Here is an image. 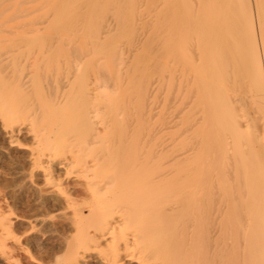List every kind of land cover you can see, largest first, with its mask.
<instances>
[{
    "label": "rangeland",
    "instance_id": "rangeland-1",
    "mask_svg": "<svg viewBox=\"0 0 264 264\" xmlns=\"http://www.w3.org/2000/svg\"><path fill=\"white\" fill-rule=\"evenodd\" d=\"M215 2V0H15V2L14 0H0V12L4 10L8 11L0 18V54L7 52L10 55L9 58H7L8 61L6 60L4 62L9 63L8 72L9 75L11 74L9 77L11 82L10 89H12L11 94H13L12 108L17 105L15 106L16 111L13 108L14 112L11 113L10 119L14 117L19 118L20 116L19 119L17 118L19 120L18 125L16 124L13 126L16 138L21 141L25 148L32 151V136L24 135V133L32 122H34L33 124L38 128V126H41L45 119L48 118L50 125L59 121L62 122V132L59 130L55 134L57 137L56 142L59 144H69V142L73 141L74 137H77L80 133L85 131H83L85 127L82 120L86 114L84 104L88 102V106L97 114V121L100 124L98 127L100 128L101 135H99V137L101 140L97 136L96 138L98 139L93 138V142L92 140L89 142L92 147L91 145L88 147L87 144L84 146L87 147L88 150L86 148L82 151L81 158L75 162L74 168L77 174L83 172L85 175L91 176V181L93 180V182L96 181L101 183L102 177H100V175L103 172H98L93 168V159H95L94 154H96L97 151L101 149L104 151L106 150L105 153H108V165L105 174H107L106 176L109 180L111 179L113 186H111L108 193L105 194L104 206L110 211L114 208H121L120 210L123 208V210L128 209L134 212L132 214L130 212V214L125 215V217L117 216L115 221L112 219L114 221L112 227L114 228H112L110 232L112 235L117 236L123 235L125 232L141 234L147 229L151 234V239L149 242L147 241V244L141 243L136 250H134L138 263L141 259L140 261L144 264H153L154 262V264H197V260L200 256V231L197 229V223L198 216L201 214V210L207 202L206 194L211 192L210 202L213 203L217 198L220 206L228 210L232 205L236 207L238 205L240 206L242 199L239 198V191L248 189V186L250 188L255 185L261 186L263 181L264 107L261 105L262 98L260 97L262 84L259 75L255 71L253 72L257 66L252 45V37L255 32H253L252 27H249L247 23H243L246 27L243 24L241 26L236 24L235 26L233 25L234 20L232 21L234 12H237L238 19H240L242 15H245L240 6L244 2L248 4V0H229L230 7L233 4L231 7V12L233 13L231 16L232 23L229 25L230 31L226 34L228 42L225 41V52H223L221 47L223 43L221 34L208 27L210 19L218 13ZM237 8L238 11H236ZM53 14L55 15L53 16ZM262 21L264 24V16ZM174 25H177L180 29L179 41L176 44V57L172 54V42L169 32ZM41 26H43L44 29ZM36 28L40 31L38 29L36 31ZM225 29L226 28H224L223 31H225ZM185 32L189 33V37L184 35ZM194 34L201 43L209 39L213 40V42H218L217 47H214L216 52L215 55L217 57L224 56L226 60L227 69L225 71L226 76H224L226 79L225 81H220L222 74H220L217 65H212L207 70L201 69L197 71L195 66L190 64L186 56L183 55L187 47L193 44ZM45 38L48 39L46 40ZM43 39H45V43ZM53 39L56 43H54ZM17 41L19 42L17 43ZM33 44L36 48L32 46ZM228 45L229 47H226ZM74 48H76L80 55L78 66L74 65L72 60L70 61V54ZM67 57L69 58L68 65L64 63V61L67 62ZM4 62H2L1 65ZM20 63H23L22 66L18 69H14V67L19 66ZM44 66L48 67H46L47 72L43 70ZM249 66L251 69L250 73L245 70V68ZM100 68L104 71L102 79L105 80V78H107L106 82H99L100 80H97L93 81V83V74L99 71ZM28 70L29 73L27 72ZM182 71H189L188 73H190L194 79L196 77L198 81L206 76L213 81L214 86H212L210 90L217 95L220 94L223 101V105L219 108L222 110V112L220 111L221 118L214 116V122L209 121L212 116L209 106H205L203 107L204 111L200 115V117L204 119V122L197 123V121H195L193 110L198 107L196 104L192 107L193 97L191 93L195 91L196 83L191 84V82H188L187 84L190 86H187L185 82L182 81V77L179 80L178 78ZM44 72L46 73L44 74ZM48 72L50 74H48ZM30 73L31 75H29ZM91 83L92 85L90 86ZM53 86L56 87L52 89ZM86 86H88L87 89L90 87V90H88L89 94L93 91V93L90 94L91 97L88 96L86 98L84 91ZM4 88L5 82L2 75H0V92H2ZM59 93H62L61 95L65 97L64 102L60 105L55 104V106H52L53 109H48L46 105V103L48 104V99L46 98L48 94L56 95ZM41 95L44 98H42ZM196 98H198V96H196ZM30 99H32V104H36L37 106L41 105L42 109L36 107L37 112H31L29 110L24 113L26 111V107H24L21 111L17 112V107L24 105L25 100L29 101ZM205 99H208V96H206ZM97 100L98 102H95ZM100 102L104 105H100ZM97 106L100 107V109ZM59 112H61V114ZM44 113L47 115L40 118V114L43 116ZM232 118H235V121L244 128L240 134V140L235 136V129L237 130V128ZM101 119H103L102 121L104 122L100 121ZM65 124L66 126L63 127ZM82 124L84 128L81 127ZM0 125V129H2L3 122L1 118ZM68 128H72V131H69ZM19 131H21L20 134L18 133ZM248 132L249 135L247 136ZM114 134L118 137L116 138ZM118 134L121 135L122 138L119 137ZM115 139H118L116 140L118 143L114 141ZM190 140H193V142ZM100 141H102V143H100ZM252 145L256 148V154H252L251 158L249 157L246 159L241 155V148L242 151L246 149L248 152ZM111 146L113 147L111 148ZM91 148H93V150ZM124 148L126 151L129 150L126 152ZM193 148L194 150L198 149L194 151ZM91 150L96 153H93ZM120 150L124 151L121 152ZM163 150L164 152H161ZM85 152H87V154ZM17 153L7 154L4 150L0 151V157L2 159L0 160V205L5 209L6 215H9L13 221H21L17 215L26 214L28 224L35 227L37 238L34 243H30L31 245L28 244L27 247L30 250V257L33 255L32 257L37 259L35 261L40 264L35 246L37 245V249L40 251L43 249L40 253L51 252L56 244L62 247L65 239L62 236L55 235L56 233L49 232L47 228L49 225L47 224L43 229L46 233L40 231L39 220L42 214L40 208L42 206V201L35 200L33 194L35 193V189H38L42 191L45 198L48 199L49 196H51L50 193L55 191L56 188H54L55 186H50V188L47 186L42 168L36 169V171L34 170L33 158H27V160L24 161L23 153L19 151ZM123 153H125L124 156ZM158 154L161 155L158 156ZM120 155L122 156L119 157ZM123 158H125V160ZM118 159L121 161L119 162ZM17 160H20V164L25 167L26 174L30 175L32 171H35L36 174L33 180L28 178L26 183L23 182L24 185H22L23 175L16 172V168L20 165L16 162ZM48 161V158H46V160L45 158L43 159L46 166ZM109 162H111V164H109ZM58 163L59 162H56V164ZM130 163L132 164L131 166ZM127 164L130 166L129 169L126 167ZM248 164L251 166L250 170H253V176L248 180L247 184L243 182V179H246L244 177V174H246L244 167H247ZM57 170L58 179H60L57 184L62 188H66V182L68 181L66 180L64 171H61L60 165ZM238 170H240L239 174ZM86 171L87 173H85ZM240 174H243V177L239 176ZM83 176H80V174L77 177L73 176L74 178L71 180L73 185L70 186V190L71 192L79 191L84 193L86 198L85 202H88L89 206L91 204L93 205V203L97 204L103 197L101 194H97V190H86L84 185L87 180ZM112 176L114 178L116 176V179H113ZM160 176L166 177L167 180L171 179V186L167 188L168 190L166 192L164 191L159 194L156 200L153 201L148 199L146 201L148 203L150 202L148 205H146V202L139 204L137 201L139 196L145 197L146 195H150L149 192L152 190L150 188L153 186H151L149 180ZM159 183L163 182L159 181ZM22 186L25 187L22 188ZM133 187H135V189ZM131 188L134 190L132 191ZM123 190L127 191L124 192ZM203 190H205V192ZM121 191H123L124 194ZM109 193H112L113 196L116 195L117 198L111 199L113 196L111 194L109 195ZM142 193L143 195H141ZM118 198L119 201L117 200ZM21 202L24 204H21ZM200 203L202 205H200ZM78 204H80V201ZM126 204L128 208H126ZM199 206L201 209H199ZM174 209H180L182 211L181 214L184 213L183 217H178V224L175 223L172 226H166L162 230L160 225L156 222H149V219L153 215L158 213H169L170 210ZM60 212L63 216L67 215L69 217L73 214V210H64ZM34 214L36 216H33ZM55 214L58 213L55 212ZM28 215L32 216V218ZM227 217L228 221L227 219L226 221L229 222L228 224L232 225L236 216L233 218L231 213L228 212L226 218ZM132 218L133 222L132 220L130 221ZM59 221L62 224H66L64 219H60ZM121 223L122 225H120ZM95 225H97V222H91L85 231L93 235L95 232ZM25 227L26 226H19L17 232L19 234L28 233L30 228ZM183 228H185L186 241L182 244L183 247L176 246L175 239L180 237ZM75 240L76 248H79V242L77 239ZM166 241L169 242V248H164ZM155 244L158 245V248L153 252V258L149 260L148 253L145 251L146 246H154ZM86 245V249H79V253L85 255L80 256L79 260L81 264H84L85 261H89V264H105L102 257L109 258L111 256L112 246L110 240H101L97 247L90 242L86 243ZM164 250L166 252H164ZM56 251L59 252V250ZM55 256L54 259L64 258L65 261L69 259L67 261L69 264L75 263V260L70 258L64 250H61L60 253ZM86 256H88V259L82 261L83 257ZM137 261L133 263H137Z\"/></svg>",
    "mask_w": 264,
    "mask_h": 264
},
{
    "label": "bare ground",
    "instance_id": "bare-ground-1",
    "mask_svg": "<svg viewBox=\"0 0 264 264\" xmlns=\"http://www.w3.org/2000/svg\"><path fill=\"white\" fill-rule=\"evenodd\" d=\"M3 1V0H2ZM17 1V0H16ZM31 1V0H30ZM63 1V0H62ZM126 1V0H125ZM215 7L218 10V13L210 19V24H208V27H210L213 31L219 32L221 34V38H223V43L221 45L223 52L226 51L224 50L225 46V41L228 42V38H226V34L230 31L229 25H231V7H230V2L229 0H215ZM15 2V0H14ZM28 2V1H27ZM38 2V1H37ZM36 2V4H37ZM144 2V1H143ZM194 2V1H193ZM98 3V2H97ZM104 3V2H103ZM234 3V2H233ZM12 4V3H11ZM35 4V5H36ZM13 6V5H11ZM27 6V5H26ZM31 6V5H30ZM9 7V6H8ZM139 7V6H138ZM157 7V6H156ZM196 7V6H195ZM238 7V6H237ZM241 10L245 14L243 17L241 16L240 19L237 18L238 14L237 12L233 13L232 16V21L233 25L236 26L238 24L241 26L243 23L249 24V27H252L253 34L252 37V45H253V51L255 52V59H256V68L253 70L255 71L260 78L261 84H262V91L260 94V97L262 98L261 105L264 107V24H263V16H264V0H248V4L244 2L241 6ZM13 8V7H12ZM36 8V7H35ZM236 8V7H235ZM34 10V9H33ZM7 10H4L3 12H0V18L6 13ZM15 11V10H14ZM27 11V10H26ZM25 11V12H26ZM42 11V10H41ZM238 11V8L236 9ZM240 11V10H239ZM8 12V11H7ZM20 12V11H19ZM21 13V12H20ZM29 13V12H28ZM175 13V12H174ZM8 14V13H7ZM37 14V13H36ZM56 14V13H55ZM53 14V16L55 15ZM12 15V14H11ZM25 15V14H23ZM40 15V14H39ZM22 16V15H20ZM73 17V16H72ZM94 18V17H93ZM98 18V17H97ZM24 19V18H23ZM2 20V19H1ZM19 21V20H18ZM48 21V20H47ZM119 21V20H118ZM138 21V20H137ZM14 22V21H13ZM31 22V21H30ZM29 22V23H30ZM93 22V21H92ZM88 22V23H92ZM141 22V21H140ZM137 23V22H136ZM7 24V23H6ZM23 24V23H22ZM46 24V23H45ZM58 24V23H57ZM107 24V23H106ZM11 25V23H10ZM20 25V24H19ZM244 25V24H243ZM14 26V25H13ZM31 26V25H30ZM38 26V25H37ZM245 26V25H244ZM12 27V26H10ZM34 27V26H33ZM36 27V26H35ZM43 28V26H41ZM48 27V26H47ZM46 27V28H47ZM93 27V26H92ZM246 27V26H245ZM19 28V27H18ZM32 28V27H31ZM57 28V27H56ZM225 29V31H223ZM26 29V28H25ZM30 29V28H29ZM34 29V28H33ZM38 28H36L37 31ZM44 29V28H43ZM39 30V29H38ZM42 30V29H41ZM55 30V29H54ZM114 30V29H113ZM191 30V29H190ZM19 31V30H18ZM40 31V30H39ZM44 31V30H43ZM42 31V32H43ZM223 31V32H222ZM17 32V31H16ZM15 32V33H16ZM51 32V30H50ZM137 32V31H136ZM170 36H171V42H172V54L174 57L177 56V49H176V44L179 41V34H180V29L177 25L172 26ZM5 33V32H4ZM37 33V32H36ZM191 33V32H190ZM145 34V33H144ZM161 34V33H160ZM182 34V32H181ZM184 34V33H183ZM4 35V34H3ZM36 35V34H35ZM48 35V34H47ZM185 36L187 35L189 37V33L185 32ZM53 36V35H52ZM56 36V35H55ZM60 36V35H59ZM184 36V37H185ZM9 37V36H8ZM48 37V36H47ZM54 37V36H53ZM137 37V36H136ZM194 39H193V44H191L187 49L183 52V55L186 56L187 61L195 66V69L197 71L199 70H207L210 66L212 65H217V68H219L221 79L226 80L224 76H226V60L224 59V56L217 57L215 55V48L217 47L218 42L209 39L204 42H199L197 36L194 34ZM49 38V37H48ZM47 38V39H48ZM3 39V38H2ZM7 39V38H6ZM9 39V38H8ZM24 39V38H23ZM27 39V38H26ZM25 39V40H26ZM46 39V38H45ZM43 39V42L44 40ZM46 39V40H47ZM102 39V38H101ZM20 40V39H19ZM22 40V39H21ZM158 40V39H157ZM11 41V40H10ZM49 41V40H48ZM52 41V40H51ZM54 43L55 40L53 39ZM7 42V41H6ZM5 42V43H6ZM9 42V41H8ZM14 42V41H13ZM19 41H17L18 43ZM100 42V41H99ZM116 42V41H115ZM137 42V41H136ZM4 43V42H3ZM2 43V44H3ZM12 43V42H11ZM10 43V44H11ZM29 43V40H28ZM38 43V42H37ZM45 43V42H44ZM16 44V43H15ZM51 44V43H50ZM53 44V43H52ZM140 44V43H139ZM187 44V43H186ZM230 44V43H229ZM8 45V44H7ZM6 45V46H7ZM12 45V44H11ZM27 45V44H26ZM45 45V44H44ZM49 45V44H48ZM111 45V44H110ZM23 46V45H21ZM34 46V44L32 45ZM188 46V44H187ZM5 47V46H4ZM35 47V46H34ZM58 47V46H57ZM226 47H229L226 46ZM26 48V47H25ZM33 48V47H32ZM36 48V47H35ZM48 48V47H47ZM53 48V47H52ZM20 49V48H19ZM38 49V47H37ZM56 49V47H55ZM91 49V48H90ZM46 50V49H45ZM48 50V49H47ZM231 50V49H230ZM2 51V50H1ZM4 51V50H3ZM27 51V50H26ZM37 51V50H36ZM62 51V50H61ZM23 52V51H22ZM21 52V53H22ZM35 52V51H34ZM48 52V51H47ZM45 52V53H47ZM50 52V51H49ZM53 52V51H52ZM58 52V51H57ZM133 52V51H132ZM158 52V51H157ZM70 53V52H69ZM190 53V55H189ZM23 54V53H22ZM41 54V53H40ZM63 54V53H62ZM66 54V53H65ZM15 55V54H14ZM36 55V54H35ZM51 55V54H50ZM58 55V54H57ZM9 54L7 52L0 54V75H2V78L5 82V88L0 92V118L1 121L3 122V128L0 129V151L4 150L8 153H17L18 151L20 153H23V160L26 161L27 158H33L34 161V166H35V171L36 169L42 168L43 169V175L45 177V181L47 186H55L56 188L55 191L51 192L49 198H45V195H43V192L35 189V193L33 194V197L37 201H42V206L40 207L42 210V214L40 216L39 220V227L40 231H44L43 229L45 228V225H49L47 227L49 229V232L56 233L55 235L62 236L65 239V242L63 246H59L56 244V246L53 247V250L51 252H46V253H40L43 251V249L40 251L36 247V252L38 253L39 256V262L40 264H69L64 258H58L54 259L56 257V254H59L61 250H64V252L70 256L73 260H75L74 264H81L80 262V256L82 255L79 253V249H86V243H93L95 247L98 246L99 242L101 240H110V244L112 246V253L111 256L108 257H102L103 261L105 264H144L135 256V251L136 248L141 244V243H146L147 241L149 242L151 239V234L150 231H144L143 233H126L123 235H117L114 236L110 232V230L114 227L113 222L115 221L116 217H125L127 214L134 213L128 209L122 208V210L118 208H114L112 211L108 210L104 206V198L105 194L108 193L109 189L111 186H113V182H111V179L109 180L108 177L106 176V168L108 165L107 161V154L105 153L106 150L104 151L103 149L97 151V153L91 148L93 153L95 155V159H93L94 164L93 168L98 171V172H103L100 177L101 183H98L96 181L93 182L91 181L90 177L88 175H85L83 172H80V176H83L87 182L84 185V187L87 189L91 190H97V194L102 195V199L98 201L97 204L93 203L89 206L88 202H85V194L81 192H71L70 186L73 185L72 183V178L73 176L77 177L79 174L76 173L75 167V162L81 158L82 151L86 149L87 146L91 145L89 142H93V138H96L97 136L99 137L100 135V124L97 121V114L96 112H93L91 110V107L88 106V102H86L85 108H86V114L84 115L83 124L81 127H83V133H80L77 137H74L72 142H69V144H59L56 142V132L61 130L62 122L59 121L55 124L50 125L48 118L45 119L43 124L41 126H35L32 122L27 128V131L24 133V135H29L32 136L33 139V144L31 146V150H28V148H25L24 145L21 143V141L16 138L15 136V131L13 129L14 125H18L19 118H14L10 119L11 113L14 112V109L16 111L17 105H15L12 108V95L10 89V75L8 72L9 68V63L4 62L9 58ZM46 56V55H45ZM55 56V55H54ZM70 61L72 60V63L74 65H79V58L80 55L77 52L76 48H74L70 54ZM191 56V57H190ZM35 57V56H34ZM33 57V59H34ZM41 57V56H40ZM29 58V57H28ZM53 58V57H52ZM57 58V57H54ZM12 59V58H11ZM46 59V58H45ZM49 59V58H48ZM58 59V58H57ZM56 59V60H57ZM68 57H67V62L64 61L68 65ZM254 60V59H253ZM8 61V60H7ZM20 61V59H19ZM33 61V60H32ZM39 61V60H38ZM45 61V60H44ZM52 61V60H51ZM54 61V60H53ZM104 61V60H103ZM4 62L2 65L1 63ZM26 62V61H25ZM28 62V61H27ZM172 62V61H171ZM35 63V61H34ZM46 63V62H45ZM44 63V64H45ZM49 63V62H48ZM47 63V64H48ZM60 63V62H59ZM23 63H20L19 66L14 67V69H18L19 67L22 66ZM27 64V63H26ZM154 64V63H153ZM163 64V63H162ZM223 64V65H222ZM35 65V64H34ZM33 65V66H34ZM57 65V64H56ZM220 65V66H219ZM31 66V67H33ZM30 67V68H31ZM47 67V66H46ZM45 66L43 67V70L47 72V68ZM50 67V66H49ZM57 67V66H55ZM60 67V66H58ZM62 67V66H61ZM65 67V66H64ZM67 67V66H66ZM76 67V66H75ZM80 67V66H79ZM160 67V66H159ZM214 67V66H213ZM12 68V67H10ZM70 68V66H69ZM29 69V68H28ZM34 69V68H33ZM79 69V68H78ZM180 69V68H179ZM20 70V69H19ZM18 70V71H19ZM42 70V71H43ZM67 70V69H66ZM72 70V69H71ZM77 70V69H76ZM247 70L246 72L250 73L251 69L250 66L248 68H245ZM17 71V72H18ZM26 71V70H25ZM54 71V70H53ZM88 71V70H87ZM234 71V70H233ZM11 72V71H10ZM29 73V70L27 71ZM44 72V74L46 73ZM181 72V71H180ZM189 71H182L180 78L182 77V81L185 82L187 86L188 82L196 83V89L195 91H192L191 95L193 97L192 101V107L193 105L198 107L194 108V118L197 123L204 122V119L200 117L201 113L204 111L203 107H208L210 109V113L212 118L209 119V121L214 122V116L215 117H220V114L222 112L221 109H219L223 105V101L221 98V95H217L214 92H212L210 89L212 86H214L213 81H211L207 76L197 80V78L192 77ZM19 73V72H18ZM24 73V72H23ZM43 73V72H42ZM87 73V72H86ZM27 74V73H26ZM48 74H50L48 72ZM71 74V73H69ZM75 74V73H74ZM77 74V72H76ZM92 74V73H91ZM176 74V73H175ZM24 75V74H23ZM31 75V73L29 74ZM39 75V74H38ZM42 75V74H41ZM66 75V74H65ZM106 75V74H105ZM178 75V72H177ZM248 75V74H247ZM19 76V75H18ZM102 76H104V71L102 68H100L99 71L93 74L92 82L100 80L99 82H106V79H102ZM17 77V75H16ZM28 77V76H27ZM45 77V76H44ZM48 77V76H47ZM46 77V78H47ZM58 77V76H57ZM75 77V76H74ZM87 77V76H86ZM51 78V77H50ZM87 79V78H86ZM90 79V78H89ZM144 79V78H143ZM18 80V78H17ZM23 80V77H22ZM68 80V79H67ZM16 81V79H15ZM14 81V82H15ZM26 81V80H25ZM28 81V79H27ZM32 81V80H31ZM42 81V80H41ZM54 81V80H53ZM65 81V80H64ZM71 81V80H70ZM91 81V80H90ZM109 81V79H108ZM107 81V83H108ZM13 82V83H14ZM22 82V81H21ZM20 82V83H21ZM43 82V81H42ZM48 82V81H47ZM46 82V83H47ZM86 82V81H85ZM228 82V81H227ZM24 83V82H23ZM68 83V82H67ZM66 83V84H67ZM70 83V82H69ZM94 83V82H93ZM105 83V84H107ZM28 84V83H27ZM62 84V83H61ZM88 84V83H87ZM110 84V83H109ZM108 84V85H109ZM24 85V84H22ZM39 85V84H38ZM58 85V84H57ZM92 83L90 84V86ZM111 85V84H110ZM132 85V84H131ZM232 85V84H231ZM19 86V85H18ZM52 86V85H51ZM60 86V85H58ZM68 86V85H67ZM77 86V85H76ZM142 86V85H141ZM151 86V85H150ZM3 87V86H2ZM56 87V86H55ZM53 86L52 89L55 88ZM88 86L85 87V95L86 98L90 96V94L93 93L90 92L88 93L89 88L87 89ZM111 87V86H110ZM49 88V87H48ZM47 88V89H48ZM61 88V87H60ZM65 88V87H64ZM76 88V87H75ZM98 88V87H97ZM222 88V87H221ZM66 89V88H65ZM100 89V88H99ZM164 89V88H163ZM19 90V89H18ZM26 90V89H25ZM94 90V87H93ZM97 90V89H96ZM95 90V91H96ZM151 90V89H150ZM24 91V90H23ZM47 91V90H46ZM51 91V90H50ZM58 91V90H57ZM56 91V92H57ZM61 91V90H60ZM100 91V90H99ZM98 91V92H99ZM208 91V93H207ZM55 92V93H56ZM68 92V91H67ZM75 92V91H74ZM29 93V92H28ZM54 93V91H53ZM44 94V93H43ZM42 94V95H43ZM62 94V93H61ZM56 94V95H49L46 97L48 99V104L46 103L48 109H53L52 106H55V104H61L64 102L65 97L63 95ZM254 94V93H253ZM41 95V96H42ZM97 95V94H96ZM99 95V94H98ZM152 95V94H151ZM244 95V94H243ZM27 96V95H26ZM74 96V95H72ZM71 96V97H72ZM128 96V95H127ZM149 96V95H148ZM198 96V98H196ZM208 96V99H205V97ZM22 97V96H21ZM20 97V98H21ZM24 97V94H23ZM91 97V96H90ZM95 97V95H94ZM93 97V99H94ZM100 97V96H99ZM42 98H44L42 96ZM41 98V100H42ZM74 98V97H73ZM82 98V97H81ZM98 98V96H97ZM104 100H106L104 97H102ZM142 98V97H141ZM239 98V97H238ZM241 98V97H240ZM247 98V97H246ZM257 98V97H255ZM34 99V98H33ZM92 99V98H90ZM198 99V100H197ZM236 99V98H235ZM234 99V100H235ZM21 100V99H20ZM30 99L29 101L24 102V105L17 107V112L21 111L24 107H26V113L27 111H35L37 112L38 109H42L41 105L37 106L36 104H32ZM35 100V99H34ZM78 100V99H76ZM95 100V99H94ZM232 100V99H231ZM37 101V100H36ZM39 101V100H38ZM70 101V100H69ZM72 101V100H71ZM88 101V99H87ZM129 101V100H128ZM240 101V100H239ZM245 101V100H244ZM44 102V101H43ZM67 102V101H66ZM77 102V101H76ZM90 102V101H89ZM93 102V101H92ZM95 102H98L95 101ZM94 102V103H95ZM148 102V101H147ZM238 102V101H237ZM14 103V102H13ZM75 103V101H74ZM191 103V102H190ZM189 103V104H190ZM232 103V102H231ZM17 104V103H16ZM103 103L100 102V105ZM240 104V103H239ZM75 105V104H74ZM97 105V104H96ZM99 105V106H100ZM104 105V104H103ZM107 105V104H106ZM170 105V104H169ZM260 105V104H259ZM260 105V106H261ZM67 106V103H66ZM108 106V105H107ZM147 106V105H146ZM84 107V106H83ZM93 107V106H92ZM95 107V105H94ZM93 107V108H94ZM98 107V106H97ZM96 107V108H97ZM100 109V107H98ZM102 108V107H101ZM107 108V107H106ZM130 108V107H129ZM223 108V107H222ZM247 108V107H246ZM80 109V108H79ZM97 109V110H99ZM150 109V107H149ZM155 109V108H154ZM158 109V108H157ZM167 109V108H166ZM239 109V108H238ZM255 109V108H254ZM94 110V109H93ZM96 111V110H95ZM101 111V110H100ZM166 111V110H165ZM221 111V112H220ZM239 111V110H238ZM192 112V111H191ZM22 113V112H21ZM53 113V112H52ZM61 114V112H59ZM58 113V114H59ZM69 113V112H67ZM245 113V112H244ZM34 114V112H33ZM49 114V113H48ZM105 114V113H104ZM26 115V114H25ZM47 114L44 113L43 116L40 114V118L46 116ZM58 116V115H57ZM106 116V115H105ZM188 116V115H187ZM37 117V116H36ZM101 117V116H99ZM153 117V116H152ZM177 117V116H176ZM239 117V115H238ZM31 118V117H30ZM33 118V117H32ZM102 118V117H101ZM107 118V117H106ZM168 118V117H167ZM242 118V117H241ZM246 118V117H245ZM252 118V117H251ZM74 119V118H73ZM115 119V118H114ZM128 119V118H127ZM256 119V118H255ZM254 119V120H255ZM32 120V119H31ZM35 120V119H34ZM80 120V119H79ZM101 119L100 121H102ZM152 120V119H151ZM233 121H235V118H232ZM70 121V120H69ZM99 121V122H100ZM107 121V119H106ZM128 121V120H127ZM175 121V120H174ZM193 121V120H192ZM23 122V121H22ZM40 122V121H39ZM104 122V121H102ZM41 123V122H40ZM70 123V122H69ZM73 123V122H72ZM77 123V122H76ZM195 123V122H194ZM26 124V123H25ZM181 124V123H180ZM192 124V123H191ZM69 125V124H68ZM116 125V123H115ZM128 125V124H127ZM1 126V125H0ZM20 126V125H19ZM27 126V125H26ZM66 124L63 126L65 127ZM106 126V123H105ZM167 126V125H166ZM235 126L237 130L235 129V136L238 140H240V134L242 132V129H244L237 121H235ZM16 127V126H15ZM74 127V126H73ZM118 127V126H117ZM120 127V126H119ZM155 127V126H154ZM179 127V126H178ZM194 127V126H193ZM197 127V126H196ZM113 128V127H111ZM17 129V128H16ZM24 129V128H23ZM69 129V128H68ZM72 129V128H71ZM69 129V131L71 130ZM74 129V128H73ZM81 129V128H80ZM104 129V128H103ZM158 129V128H157ZM193 129V128H192ZM18 130V129H17ZM21 130V129H20ZM246 130V129H245ZM248 130V129H247ZM68 131V132H69ZM72 131V130H71ZM77 131V130H76ZM103 131V130H102ZM101 131V132H102ZM121 131V130H120ZM166 131V130H165ZM62 132V130H61ZM60 132V133H61ZM122 132V131H121ZM190 132V131H189ZM192 132V130H191ZM19 134L21 131L18 132ZM200 133V132H199ZM17 134V132H16ZM23 134V133H22ZM105 134V133H104ZM185 134V133H184ZM183 134V135H184ZM193 134V133H192ZM115 135V134H114ZM119 135V134H118ZM195 135V134H194ZM249 135V132L247 133V136ZM101 136V135H100ZM106 136V135H105ZM116 136V135H115ZM65 137V136H64ZM118 136H116L117 138ZM119 137L122 138L121 135ZM143 137V136H142ZM146 137V136H145ZM162 138V137H161ZM188 138V136H187ZM195 138V137H194ZM227 138V137H226ZM61 139V138H60ZM98 139V138H96ZM101 140V138L99 137ZM120 139V138H119ZM153 139V138H152ZM71 140V139H70ZM95 140V139H94ZM118 139H115L116 141ZM59 141V140H58ZM98 141V140H97ZM106 141V139H105ZM111 141V140H110ZM193 142V140H190ZM189 141V142H190ZM99 142V141H98ZM97 142V143H98ZM117 142V141H116ZM115 142V144H116ZM122 142V141H120ZM261 142V141H260ZM102 143V141H100ZM108 143V142H107ZM111 143V142H109ZM118 143V142H117ZM123 143V142H122ZM160 143V142H159ZM125 144V142H124ZM130 144V143H129ZM128 144V145H129ZM226 144V143H225ZM99 145V144H98ZM106 145V144H105ZM127 145V144H126ZM125 145V146H126ZM133 145V144H132ZM137 145V144H136ZM165 145V144H164ZM196 145V144H195ZM104 146V144H103ZM118 146V144H117ZM116 146V148H117ZM135 146V145H134ZM187 146V145H186ZM192 146V145H191ZM201 146V145H200ZM92 147V145H91ZM100 147V146H99ZM102 147V146H101ZM107 147V146H106ZM105 147V148H106ZM113 146H111L112 148ZM122 147V145H121ZM130 147V146H129ZM171 147V146H170ZM241 147V146H240ZM104 148V149H105ZM123 148V147H122ZM121 148V149H122ZM127 148V147H125ZM124 148V150H125ZM161 148V147H160ZM184 148V147H183ZM192 148V147H190ZM189 148V149H190ZM246 148V147H245ZM119 149V148H118ZM198 149V148H197ZM195 149V150H197ZM88 150V148H87ZM86 150V151H87ZM123 150V151H124ZM129 150V149H128ZM127 150V151H128ZM191 150V149H190ZM189 150V151H190ZM194 150V148H193ZM194 150V151H195ZM246 150V149H245ZM242 151L241 148V155L244 156L246 159L249 157L251 158L252 154H256V148L254 145L249 149V151L246 152ZM17 151V152H15ZM29 151V152H28ZM108 151V150H107ZM117 151V150H116ZM123 152L122 150H120ZM126 151V150H125ZM126 151V152H127ZM192 151V150H191ZM161 152H164L161 151ZM19 153V154H20ZM87 154V152H85ZM116 153V152H115ZM129 153V152H128ZM160 153V152H158ZM11 154V155H12ZM18 154V153H17ZM120 154V152H119ZM122 154V153H121ZM125 153H123L124 156ZM127 154V153H126ZM138 154V152H137ZM166 154V153H165ZM188 154V153H187ZM224 154V153H223ZM112 155V154H111ZM161 155V154H160ZM158 154V156H160ZM185 155V154H183ZM189 155V154H188ZM193 155V154H192ZM93 156V155H92ZM109 156V155H108ZM117 156V155H116ZM120 155L119 157H121ZM126 156V155H125ZM186 156V155H185ZM190 156V155H189ZM195 156V155H194ZM193 156V157H194ZM73 159H72V158ZM83 157V156H82ZM91 157V156H90ZM139 157V156H138ZM137 157V158H138ZM48 158L49 161L47 163V166L45 165V162H43V159ZM109 158V157H108ZM127 158V157H125ZM125 158H123L125 160ZM187 158V157H186ZM185 158V159H186ZM83 159V158H82ZM87 159V158H86ZM89 159V157H88ZM92 159V157H91ZM112 159V158H111ZM121 159V158H120ZM0 160L1 157H0ZM119 160V159H118ZM117 160V161H118ZM121 160H119L120 162ZM127 161V160H126ZM125 161V162H126ZM17 163L20 164V160L16 161ZM56 162H59L56 164ZM82 162V161H81ZM114 162V161H113ZM116 162V161H115ZM118 162V163H119ZM132 162V161H131ZM83 163V162H82ZM85 163V161H84ZM133 163V162H132ZM232 163V162H231ZM77 164V163H76ZM90 164V163H89ZM111 164V162H109ZM114 164V163H113ZM139 164V163H138ZM168 164V163H167ZM60 165L61 171H64L66 180L68 182L66 188H62L59 186L57 183L59 182L60 179H58V166ZM132 164L130 163V166ZM81 166V165H80ZM83 166V165H82ZM90 166V165H89ZM118 166V165H117ZM121 166V165H120ZM124 166V163H123ZM130 166L127 164V168L129 169ZM116 168V167H115ZM120 168V167H119ZM232 168V167H231ZM251 166L248 164L247 167H244L246 174H244V177L246 179H243V182L248 184V180L253 176L252 172L250 170ZM263 168V166H262ZM80 169V168H79ZM109 169V168H108ZM117 169V168H116ZM17 173H21L23 175L22 178V185H24L23 182L26 183V180L30 178L31 180L36 177L35 171L31 172L30 175L25 173V167L23 165H19V167L16 168ZM232 170V169H231ZM88 171V170H87ZM87 171L85 173H87ZM116 171V170H115ZM127 171V170H126ZM135 171V169H134ZM191 171V170H190ZM193 171V170H192ZM228 171V170H227ZM237 171V169H236ZM235 171V172H236ZM238 174L240 173V170H238ZM89 172V171H88ZM91 172V171H90ZM224 172V171H223ZM60 173V172H59ZM188 173V172H187ZM231 173V172H230ZM92 174V173H91ZM186 174V173H185ZM60 175V174H59ZM116 175V174H115ZM167 175V174H166ZM127 176V175H126ZM236 176V175H235ZM239 176L243 177V174H240ZM1 177V176H0ZM93 177V175H92ZM113 177V176H112ZM132 177V176H131ZM214 177V176H213ZM120 178V176H119ZM228 178V177H227ZM233 178V177H232ZM94 179V178H92ZM113 179H116L113 177ZM123 179V178H122ZM240 179V178H239ZM63 180V179H62ZM99 180V179H98ZM119 180V179H118ZM165 180V181H162ZM198 180V178H197ZM262 183L261 186L255 185L254 187L250 188L248 186V189H244L242 191H239V195L242 200L240 206H230L227 209L222 208L218 202V199L216 198L213 203L210 202V197H211V192H208L206 194L207 202L205 203L204 207L201 210V214L198 216V223H197V229L200 231V256L198 258L197 264H264V176L262 178ZM100 181V180H99ZM159 181L163 183H159ZM232 181V180H230ZM61 182V181H60ZM123 182V181H122ZM151 183L150 189L151 192L150 195L144 196H139L138 202L139 204H142L146 202L148 199L150 200H156V197L163 193L164 191L166 192L171 185V179L167 180L166 177L160 176L158 178H151L149 180ZM115 183V182H114ZM126 183V179H125ZM139 183V182H138ZM215 184V182H214ZM124 185V184H123ZM131 185V184H129ZM240 185V184H239ZM242 185V184H241ZM128 186V185H127ZM133 186V185H132ZM213 186V185H212ZM216 186V184H215ZM223 186V185H222ZM25 186H22L24 188ZM93 187V188H92ZM240 187V186H239ZM121 188V187H120ZM126 188V187H125ZM135 189V187H133ZM241 188V187H240ZM124 189V188H123ZM132 189V188H131ZM132 189V191L134 190ZM145 189V188H144ZM34 190V189H33ZM118 190V189H117ZM139 190V189H138ZM212 190V189H211ZM230 190V189H229ZM236 190V188H235ZM124 191V190H123ZM123 191H121L123 193ZM125 190L124 192H126ZM129 191V189H128ZM205 192V190H203ZM226 191V190H225ZM234 191V190H233ZM232 191V192H233ZM33 192V191H32ZM118 192V191H116ZM140 192V190H139ZM115 193V192H114ZM113 193V194H114ZM184 193V192H183ZM201 193V192H200ZM220 193V192H219ZM76 194V195H75ZM112 195V193H109V195ZM117 194V193H116ZM124 194V193H123ZM204 194V193H202ZM214 194V192H213ZM231 194V193H230ZM234 194V193H233ZM93 195V194H91ZM128 195V194H127ZM143 195V193L141 194ZM184 195V194H183ZM215 195V194H214ZM218 195V194H217ZM99 196V195H98ZM113 196V195H112ZM29 197V196H28ZM87 197V196H86ZM110 197V196H109ZM222 197V196H221ZM234 197V196H233ZM27 198V197H26ZM30 198V197H29ZM112 198H117V196H113ZM125 198V197H124ZM123 198V199H124ZM147 198V199H145ZM178 198V197H177ZM176 198V199H177ZM183 198V197H182ZM96 199V198H95ZM110 199V200H111ZM121 199V198H120ZM175 199V200H176ZM185 199V198H183ZM212 199V198H211ZM26 200V199H25ZM108 200V199H107ZM119 201V198L117 199ZM115 200V201H117ZM182 200V199H181ZM186 200V199H185ZM24 201V200H23ZM33 201V200H32ZM80 201V204L78 202ZM97 201V200H96ZM103 201V202H102ZM123 201V200H120ZM126 201V200H125ZM240 201V200H239ZM1 202V201H0ZM26 202V201H25ZM28 202V201H27ZM130 202V201H129ZM205 202V201H204ZM235 202V201H234ZM109 203V202H108ZM150 203V202H149ZM146 202V205L149 204ZM226 203V202H225ZM21 204H24L21 202ZM27 204V203H26ZM130 204V203H129ZM175 204V203H174ZM235 204V203H234ZM7 205V204H6ZM79 205V207H78ZM185 205V204H184ZM200 205H202L200 203ZM224 205V204H223ZM22 206V205H21ZM127 206V204H126ZM137 206V205H136ZM177 206V205H176ZM29 207V206H28ZM225 207V206H224ZM24 208V207H23ZM26 208V207H25ZM111 208V207H109ZM128 208V206L126 207ZM186 208V207H185ZM31 209V208H30ZM33 209V208H32ZM37 209V208H36ZM39 209V208H38ZM199 209L200 206H199ZM64 210H73V214L69 216L65 215L63 216L60 211ZM88 210V211H85ZM11 211V210H10ZM24 211V210H23ZM29 211V210H28ZM39 211V210H38ZM5 209L2 208V205H0V264H39L34 259V257H30V250L28 249L27 245L30 243H34V241L37 238L36 230L35 227H32V225H29L26 219V214H20L17 215L19 220L21 221H13L12 218L9 215H6ZM31 212V211H30ZM58 213V214H55ZM180 209H174L170 210L169 213H158L156 215H153L150 219L149 222L154 223L156 222L158 225H160L161 229L163 230L166 226H172L173 224L177 223L178 224V217L181 216L183 217L184 213L181 214ZM231 213L232 217L235 220L232 222V225L228 224V217L226 218L227 214ZM145 213V212H143ZM147 215V214H146ZM30 216V215H28ZM33 216H36L35 214ZM141 216V215H140ZM189 216V215H188ZM32 218V216H30ZM191 217V216H190ZM29 218V217H28ZM64 219L66 221V224H62L59 220ZM114 221H113V220ZM193 219V217H192ZM227 219V221H226ZM37 220V219H36ZM112 220V221H111ZM133 218L130 219V221ZM38 221V220H37ZM97 222V225H95V232L92 235L90 232L85 231L86 228L89 227V224L91 222ZM124 221V220H122ZM131 222V223H132ZM136 222V221H134ZM38 224V223H37ZM51 224V225H50ZM129 224V223H128ZM192 224V222H191ZM115 225V224H114ZM122 225V223L120 224ZM126 225V224H125ZM130 225V224H129ZM133 225V224H132ZM131 225V226H132ZM189 225V224H188ZM29 227L30 231L28 233H22L19 234L17 232L18 227ZM185 226V225H184ZM187 226V225H186ZM25 227V228H26ZM37 227V226H36ZM120 227V226H118ZM128 227V226H127ZM194 227V226H193ZM119 229V228H118ZM122 229V228H121ZM151 229V228H150ZM24 230V229H22ZM120 230V229H119ZM118 230V231H119ZM179 230V229H178ZM112 231V230H111ZM185 228H183L182 233L178 239H175V245L183 247V243L186 241V234H185ZM46 233V231H44ZM187 233V232H186ZM155 234V233H154ZM158 238V237H157ZM167 238V237H165ZM79 242V248H76V240ZM154 240V239H153ZM152 240V241H153ZM57 241V240H56ZM159 241V240H158ZM48 242V241H47ZM156 242V241H155ZM189 242V241H188ZM159 243V242H158ZM186 244V243H185ZM31 245V244H30ZM144 245V244H143ZM169 242L166 241L164 244V248H169ZM182 245V246H181ZM142 246V245H141ZM185 246V245H184ZM100 248V247H99ZM158 248V245L155 244L154 246H146V252L148 253L149 260L153 258V252ZM191 248V247H190ZM78 249V250H77ZM94 249V248H93ZM45 250V248H44ZM56 250H59L57 252ZM96 250V249H95ZM139 250V249H138ZM49 251V250H48ZM93 251V250H92ZM169 251V250H168ZM187 251V250H186ZM137 252V251H136ZM164 252H166L164 250ZM188 252V251H187ZM101 253V252H100ZM199 253V252H198ZM160 254V253H159ZM108 255V254H107ZM146 255V254H145ZM166 255V254H165ZM64 256V254H63ZM67 256V257H68ZM85 256V255H82ZM140 257V256H139ZM69 258V257H68ZM54 259V261H53ZM88 256L83 257V260H87ZM146 259V258H145ZM164 259V258H163ZM162 259V260H163ZM134 261H137V263H133ZM144 261V260H143ZM155 261V260H154ZM152 263V262H151ZM155 263V262H154ZM153 263V264H154ZM73 264V263H72ZM84 264H89V261H85ZM162 264V263H161ZM167 264V263H166Z\"/></svg>",
    "mask_w": 264,
    "mask_h": 264
}]
</instances>
